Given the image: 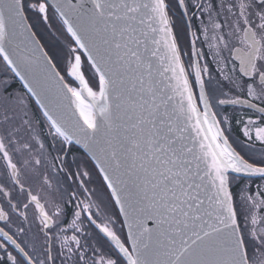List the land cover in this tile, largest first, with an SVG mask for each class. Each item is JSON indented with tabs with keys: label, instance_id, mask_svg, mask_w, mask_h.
I'll return each instance as SVG.
<instances>
[{
	"label": "snow or ice",
	"instance_id": "1",
	"mask_svg": "<svg viewBox=\"0 0 264 264\" xmlns=\"http://www.w3.org/2000/svg\"><path fill=\"white\" fill-rule=\"evenodd\" d=\"M0 264H264V0H0Z\"/></svg>",
	"mask_w": 264,
	"mask_h": 264
},
{
	"label": "trees",
	"instance_id": "2",
	"mask_svg": "<svg viewBox=\"0 0 264 264\" xmlns=\"http://www.w3.org/2000/svg\"><path fill=\"white\" fill-rule=\"evenodd\" d=\"M44 41H42V43H43Z\"/></svg>",
	"mask_w": 264,
	"mask_h": 264
}]
</instances>
